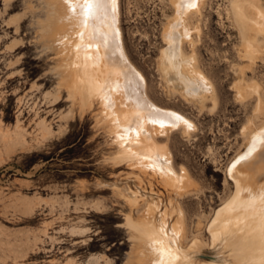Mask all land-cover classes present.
I'll use <instances>...</instances> for the list:
<instances>
[{"label":"rangeland","instance_id":"obj_1","mask_svg":"<svg viewBox=\"0 0 264 264\" xmlns=\"http://www.w3.org/2000/svg\"><path fill=\"white\" fill-rule=\"evenodd\" d=\"M169 2L119 0L127 54L144 75L151 97L195 124L189 135L176 129L169 140H161L169 146L176 171L186 170L194 183L182 194L169 190L150 164L142 169L110 158L116 146L98 122V105L83 113L75 105L70 115L65 89L57 99L46 95L58 84L52 68L59 58L39 38L42 1L0 0V126L24 130L26 139L25 146L0 147V264H126L133 245L126 214L138 221L143 203L151 199L159 201L160 211L169 205L173 222L183 213L186 242L199 239V261L231 259L228 248L212 244L208 225L235 188L229 175L226 181L227 165L248 144L243 128L254 100L239 101L233 88L236 69L246 60L228 14L229 0H205L200 22L193 20L201 32L191 27L218 103L200 108L179 94L167 96L157 60L166 45L165 24L175 12ZM30 3L39 9L28 12ZM185 48L191 51L187 41ZM247 72L264 91V59ZM43 118L52 132L39 124ZM128 187L139 189L136 207L123 196Z\"/></svg>","mask_w":264,"mask_h":264},{"label":"bare ground","instance_id":"obj_2","mask_svg":"<svg viewBox=\"0 0 264 264\" xmlns=\"http://www.w3.org/2000/svg\"><path fill=\"white\" fill-rule=\"evenodd\" d=\"M41 1L44 16L39 18V38L59 58L52 68L59 76L58 84L46 95L53 94L57 99L65 89L72 102L70 115L75 105L81 113L98 105V122L105 125L116 146L110 157L115 163L138 168L150 164L169 190L177 194L190 191L194 183L189 173L176 171L169 146L161 140H169L176 129L189 135L195 124L151 97L144 75L127 54L119 0ZM204 1L169 2L175 12L164 27L166 45L157 66L167 96L179 94L200 108L207 102L214 108L218 103L216 87L201 67L198 41L193 37V27L198 32L202 30L199 18ZM28 9L34 13L39 7L30 3ZM227 10L238 29L241 56L246 60L236 69L233 88L239 101L254 100L250 122L243 128L248 144L225 171L226 181L229 175L235 188L208 225L212 244L220 242L228 248L231 259L199 261V239L186 242L183 213L173 222L169 205L160 211L159 201L151 199L143 203L138 221L130 212L126 214L133 241L126 264H264V91L261 83L247 74L257 60L264 59V4L263 0H229ZM196 19L199 24L193 22ZM186 41L191 51L185 48ZM39 124L46 132L53 131L45 118ZM24 136V130L10 131L0 126V147L6 150L19 144L25 146ZM129 187V193L123 196L136 207L141 194L139 189Z\"/></svg>","mask_w":264,"mask_h":264}]
</instances>
